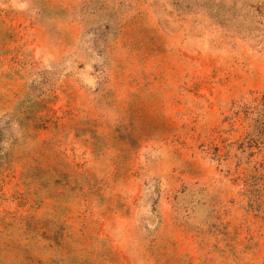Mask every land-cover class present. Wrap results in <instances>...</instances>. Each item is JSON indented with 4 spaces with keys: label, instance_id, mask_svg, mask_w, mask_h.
<instances>
[{
    "label": "rangeland",
    "instance_id": "374dc122",
    "mask_svg": "<svg viewBox=\"0 0 264 264\" xmlns=\"http://www.w3.org/2000/svg\"><path fill=\"white\" fill-rule=\"evenodd\" d=\"M0 264H264V0H0Z\"/></svg>",
    "mask_w": 264,
    "mask_h": 264
}]
</instances>
